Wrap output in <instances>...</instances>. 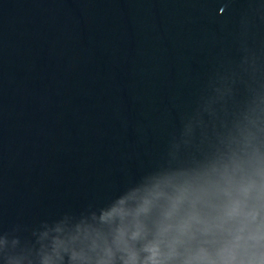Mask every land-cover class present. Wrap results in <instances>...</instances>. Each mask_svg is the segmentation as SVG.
<instances>
[{
  "label": "water",
  "instance_id": "water-1",
  "mask_svg": "<svg viewBox=\"0 0 264 264\" xmlns=\"http://www.w3.org/2000/svg\"><path fill=\"white\" fill-rule=\"evenodd\" d=\"M233 204L264 232V0H0V264L84 235L214 256Z\"/></svg>",
  "mask_w": 264,
  "mask_h": 264
},
{
  "label": "clouds",
  "instance_id": "clouds-1",
  "mask_svg": "<svg viewBox=\"0 0 264 264\" xmlns=\"http://www.w3.org/2000/svg\"><path fill=\"white\" fill-rule=\"evenodd\" d=\"M238 204L230 206L220 222L216 225L220 233L219 248L215 255L205 248L190 249L183 256L182 264H264V255L257 258L252 250L264 247V232H248ZM188 221L178 222L174 230L161 228L156 238L146 245V251L155 253L163 251L165 258L173 259L178 255L177 247L185 243V239H193ZM77 241L82 245L75 247ZM53 255L61 257V253H69L72 264H115V257L120 253L124 264H134L135 256L130 253L127 245H117L115 249L107 242L99 241L91 236H72L67 240H56ZM51 257H45L44 264H50Z\"/></svg>",
  "mask_w": 264,
  "mask_h": 264
}]
</instances>
